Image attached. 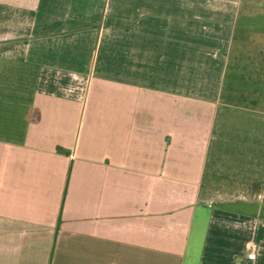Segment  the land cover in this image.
Listing matches in <instances>:
<instances>
[{
	"label": "crops",
	"instance_id": "obj_1",
	"mask_svg": "<svg viewBox=\"0 0 264 264\" xmlns=\"http://www.w3.org/2000/svg\"><path fill=\"white\" fill-rule=\"evenodd\" d=\"M264 264V0H0V264Z\"/></svg>",
	"mask_w": 264,
	"mask_h": 264
},
{
	"label": "built area",
	"instance_id": "obj_2",
	"mask_svg": "<svg viewBox=\"0 0 264 264\" xmlns=\"http://www.w3.org/2000/svg\"><path fill=\"white\" fill-rule=\"evenodd\" d=\"M255 257H256L255 253L251 252L248 254L247 259L241 264H254Z\"/></svg>",
	"mask_w": 264,
	"mask_h": 264
}]
</instances>
